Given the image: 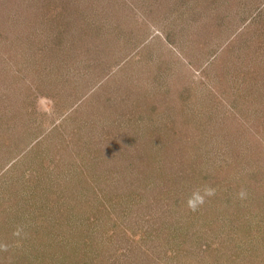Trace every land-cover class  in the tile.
<instances>
[{"label": "rangeland", "instance_id": "obj_1", "mask_svg": "<svg viewBox=\"0 0 264 264\" xmlns=\"http://www.w3.org/2000/svg\"><path fill=\"white\" fill-rule=\"evenodd\" d=\"M73 1L0 0L5 264H81L96 255L86 240L125 264L124 232L166 217L195 222L149 240L165 258L173 247L163 263L219 264L208 224L223 190L253 200L245 225H264V0ZM67 4L77 22L61 45L37 25ZM205 188L214 202L191 211ZM255 249L241 263L264 264Z\"/></svg>", "mask_w": 264, "mask_h": 264}, {"label": "trees", "instance_id": "obj_2", "mask_svg": "<svg viewBox=\"0 0 264 264\" xmlns=\"http://www.w3.org/2000/svg\"><path fill=\"white\" fill-rule=\"evenodd\" d=\"M77 2L76 0H74ZM73 1V2H74ZM67 8L64 6L63 8L53 7L54 11L53 13H50L47 15H39L41 18V21L39 25H37L38 31H41L44 33L48 38L49 41H55L57 44L62 42L65 35L69 33V31L73 27V22H77L76 20V13L74 10V7L71 8L68 4L66 5ZM58 8V9H57ZM51 12V11H50ZM75 14V15H74ZM78 18H81L80 16H77ZM84 21H87V17L83 16ZM91 25V23H90ZM92 25L96 26V23H92ZM90 26L88 25V28ZM54 36V38H53ZM52 38V40H51ZM61 44V45H62ZM49 46H45L40 48L38 52L39 57H45L50 50L47 49ZM51 67H49L50 69ZM217 188L223 189V186L221 182L216 183ZM235 188V187H233ZM235 191V189H234ZM223 193L225 194L222 197L218 199L214 203V206L216 205L217 208L212 209L216 210L215 215L210 221V226H215L212 229V232L218 233V237L221 236L224 239L221 240L220 247H216L215 251L217 252L216 256L218 259L219 264H243L241 263L244 259L251 260L252 252L256 251V247L258 246L261 250L264 248V225H259L260 230L257 232L253 229L252 225H245L247 224L245 219H243V215L240 212L241 205H247L251 206V203L253 202L252 199L242 198L239 197L237 194L232 195L233 191L229 190H223ZM208 202H214L210 199V197L205 198V203L203 205H206ZM213 205V204H212ZM246 206V207H247ZM236 208V209H231ZM153 212V211H152ZM176 212V211H175ZM185 216H180V220L178 222L181 223V219L187 220V213L184 212ZM109 217H114L113 212H108ZM168 215V214H167ZM209 215V212L207 213ZM152 213L145 212L143 214V217H146L148 219H151ZM189 218V217H188ZM202 218V217H201ZM200 218V219H201ZM204 221L202 219V224L205 225V222L208 220L206 217H203ZM153 220V219H152ZM93 223L95 221H92ZM195 222V221H194ZM194 222L189 223L187 226H184L178 224H174L173 222L168 221L167 217L164 221L160 222V225L155 224L154 226H151V229H147V231L140 232V233H134V234H126L124 232V235L127 236L125 238V245L123 248L120 249V253H122V260L125 261V264H168L169 261H165L163 263L165 256H160V252H157V248L155 249V246L152 244L155 240H158L161 238L162 233L165 231L168 233V237H166L167 241L169 243L174 242L176 239H179L180 237H183L184 234L180 232L184 231L189 225L193 224ZM212 222V224H211ZM163 223V225H161ZM183 229V230H182ZM162 231V232H161ZM210 232V231H209ZM211 232V233H212ZM138 234V235H137ZM187 237H184V239H187ZM149 240H154L152 243L149 242ZM77 244V243H75ZM85 244H87L88 250L96 253L95 257L92 259H85L81 262V259L78 262H81V264H108L110 259H106L104 255V251L101 249L100 246H98L94 241L92 240H86ZM212 244V243H211ZM72 246L73 243H70ZM216 245V244H215ZM78 246V252L75 253V256L81 255L79 252L80 245ZM80 246V247H79ZM90 248V249H89ZM255 249V250H254ZM189 249H186L187 252ZM210 250V244L204 247V252ZM103 251V252H102ZM159 251V248H158ZM174 252L173 247H171L166 253H168L165 259H168L169 253ZM190 253L192 256H200L201 252L197 251L196 249H190ZM264 252V249L262 250ZM210 253V251H209ZM8 254V253H6ZM263 254L264 257V253ZM0 264H5L7 262H11L10 259H5L6 255L3 256L0 252ZM242 255L241 257H239ZM78 258V257H76ZM1 260H4L1 262ZM115 260V259H114ZM160 262V263H159ZM80 264V263H79ZM172 264V263H169Z\"/></svg>", "mask_w": 264, "mask_h": 264}, {"label": "clouds", "instance_id": "obj_3", "mask_svg": "<svg viewBox=\"0 0 264 264\" xmlns=\"http://www.w3.org/2000/svg\"><path fill=\"white\" fill-rule=\"evenodd\" d=\"M215 195V189L205 188L203 194L200 192L194 193L192 197H190L187 201V206L191 211H197L198 207L202 206L205 203V197H210ZM241 197L244 196V193H240Z\"/></svg>", "mask_w": 264, "mask_h": 264}]
</instances>
